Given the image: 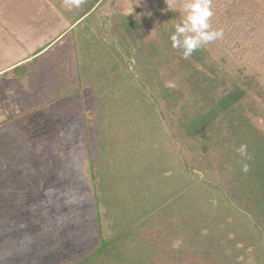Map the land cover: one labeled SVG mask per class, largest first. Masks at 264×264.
<instances>
[{"label": "trees", "instance_id": "trees-1", "mask_svg": "<svg viewBox=\"0 0 264 264\" xmlns=\"http://www.w3.org/2000/svg\"><path fill=\"white\" fill-rule=\"evenodd\" d=\"M185 3L84 0L66 13L72 92L99 98L91 178L101 237L60 264H157L175 229L208 260L264 264V83L243 63L264 49V0H212L209 23L223 38L187 60L170 39ZM29 73L27 63L2 77Z\"/></svg>", "mask_w": 264, "mask_h": 264}, {"label": "rangeland", "instance_id": "rangeland-1", "mask_svg": "<svg viewBox=\"0 0 264 264\" xmlns=\"http://www.w3.org/2000/svg\"><path fill=\"white\" fill-rule=\"evenodd\" d=\"M43 2L46 11H37L45 21L34 29L69 31L66 13L75 6L69 0ZM65 44L33 59L25 78L0 76V264L72 262L100 241L91 178L99 98L89 89L72 92V57ZM7 58L4 51L0 65ZM243 63L264 83V49ZM62 95L67 97L58 99ZM103 225L108 237V223ZM172 232L162 239L157 264H219L205 258L188 233Z\"/></svg>", "mask_w": 264, "mask_h": 264}, {"label": "crops", "instance_id": "crops-1", "mask_svg": "<svg viewBox=\"0 0 264 264\" xmlns=\"http://www.w3.org/2000/svg\"><path fill=\"white\" fill-rule=\"evenodd\" d=\"M37 10L46 11L43 0H0V55L5 51L8 56L7 65H0L1 77L20 65L44 57L57 45L62 48L63 43L67 44L68 31L59 30L53 34L52 30L48 33L34 29L45 21V18H38L41 14ZM59 23L61 27L65 25L62 21ZM7 32L13 37L10 38ZM39 50L43 52L37 54Z\"/></svg>", "mask_w": 264, "mask_h": 264}, {"label": "clouds", "instance_id": "clouds-1", "mask_svg": "<svg viewBox=\"0 0 264 264\" xmlns=\"http://www.w3.org/2000/svg\"><path fill=\"white\" fill-rule=\"evenodd\" d=\"M70 5L79 8L84 0H69ZM186 14L182 24L175 27L170 39L172 47L180 51L181 57L187 60L192 54L213 41L223 38V30H212L209 23L213 16L212 0H186L183 7ZM244 161L250 160L248 145L241 144L237 149ZM250 170L248 163L242 162L241 171Z\"/></svg>", "mask_w": 264, "mask_h": 264}]
</instances>
